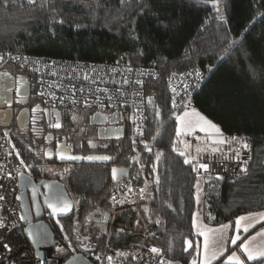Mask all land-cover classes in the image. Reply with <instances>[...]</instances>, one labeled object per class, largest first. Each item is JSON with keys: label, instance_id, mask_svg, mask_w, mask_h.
<instances>
[{"label": "trees", "instance_id": "16d2710c", "mask_svg": "<svg viewBox=\"0 0 264 264\" xmlns=\"http://www.w3.org/2000/svg\"><path fill=\"white\" fill-rule=\"evenodd\" d=\"M218 7L219 12L211 0H0V51L99 66L124 64L157 73L143 84L148 114L143 140L132 139L129 124L122 138L94 149L113 162L78 163L67 174L66 186L78 201V221L66 219L55 231L61 244L66 246L75 236L74 224L84 228L85 216L94 207L112 215L120 210L108 232L93 243L97 251L135 263L145 247L157 245L166 264H191L198 259L197 244L202 248V236L193 223L198 183H203V218L208 225L264 211V0H219ZM194 67L205 79L176 107L171 79ZM14 68L38 85L33 75L15 64L5 70L14 74ZM187 106L218 125L225 139L235 136L250 145L244 174L226 181L201 178L194 173L193 162H184L176 112ZM60 108L75 118L80 114H70L72 110L91 111ZM103 111L121 116L115 110ZM0 134L7 135L2 130ZM9 137L26 164L38 163L17 136ZM210 152L215 151L199 154ZM112 165L129 167L130 177L112 182ZM122 182L142 188V197L131 203L112 201L113 190ZM224 260L225 255L214 264Z\"/></svg>", "mask_w": 264, "mask_h": 264}, {"label": "built area", "instance_id": "2783aa9c", "mask_svg": "<svg viewBox=\"0 0 264 264\" xmlns=\"http://www.w3.org/2000/svg\"><path fill=\"white\" fill-rule=\"evenodd\" d=\"M0 57V73H7L5 67L8 64H15L36 78L39 95L45 105L118 111L121 114L120 123L125 130L131 124L134 132L132 139L135 142L143 140L148 128L143 84L147 79L156 77V70L131 68L124 64L99 66L80 61L21 55L11 51H0ZM204 79L205 75L199 67L174 74L170 82L174 106L178 107L190 99ZM243 142L246 141L243 139ZM247 145L244 148L237 142H231L226 143L223 150L198 154L193 162L194 173L201 178L218 177L223 181L244 174L252 150ZM21 161L10 137L0 134V197H3L0 199V220L4 224L0 227V264H64L63 253L59 249L68 248L57 237L52 257L45 260L37 255L25 236L20 174L27 172L30 165ZM200 164H207V171L200 168ZM142 195V188L135 189L129 182H122L113 190L112 201L131 203ZM153 248L160 249V252H153ZM81 251L94 264H166L164 252L157 245L145 247L135 263L96 249Z\"/></svg>", "mask_w": 264, "mask_h": 264}, {"label": "flooded vegetation", "instance_id": "af4514ba", "mask_svg": "<svg viewBox=\"0 0 264 264\" xmlns=\"http://www.w3.org/2000/svg\"><path fill=\"white\" fill-rule=\"evenodd\" d=\"M0 84L12 89L6 91L4 87H0V130L17 136L27 147L28 152L35 155L38 161L35 164H27L30 167L25 173L30 176V182L25 186L22 196L20 192L22 197L20 202H24L27 208L32 211L33 222H36L38 217H42L54 231L62 228L66 219L77 222V205L72 216L49 219L45 195L36 183V179L60 180L58 174H55V172L54 174L50 173L51 168L75 165L74 163H58L57 154L62 152L64 145L70 149L72 154L84 156L104 154L98 153L94 149L96 147H107L118 140L108 138V135L114 131L112 126H122L120 116L113 111H106V113L91 110L83 118H73L64 108L45 105L35 82L23 73L15 75L2 72L0 73ZM16 87L22 88L20 95H17ZM6 101H11V103L9 104ZM33 109H36V111H33ZM57 122L61 125L59 128L54 126ZM92 145H95V147ZM36 170H40V172L45 170V173H39ZM34 188L35 192L33 191ZM92 211L96 212L88 219V215ZM113 217L114 215L104 208L94 207L89 210V213L85 216L84 228H78L74 224L75 236L66 244L68 249L63 247V251L76 252L79 248L92 247L93 243L103 233L108 232L107 227Z\"/></svg>", "mask_w": 264, "mask_h": 264}, {"label": "snow or ice", "instance_id": "6c2138e0", "mask_svg": "<svg viewBox=\"0 0 264 264\" xmlns=\"http://www.w3.org/2000/svg\"><path fill=\"white\" fill-rule=\"evenodd\" d=\"M211 2L215 10L219 12V7H218L219 0H211ZM220 18L223 19V16H221ZM0 59H2V57H0ZM196 74L199 75V73ZM189 75H191V73ZM0 87H4L6 91L12 90L10 87H7L6 85L0 84ZM15 91L17 95H20L22 93V88L16 87ZM6 102L9 104L11 103V101H6ZM149 102H151V100H149ZM173 104L175 105V101H173ZM33 111H36V109H33ZM157 115H159V112H157ZM176 119L179 122V126L176 129L177 137H179L181 133L185 130H192L198 127L200 131L209 133L210 138L213 136L218 137L219 139L213 140L214 143L222 144V143L237 142L241 144V146L244 148L248 147L247 143L243 142V138L231 137L229 139H225L220 127L215 123H213V121H211L210 119H208L207 117L203 116L201 113L196 111L195 109H192L190 112L185 111L182 116H178L176 117ZM54 126L59 128L61 125L57 122ZM92 146L95 147V145ZM217 150L218 149H213V151H217ZM197 151H200V149H197ZM181 155H184V153H181ZM59 158L69 159V160L82 159V157L79 156H65L63 152L60 153ZM84 158L89 160L111 159L108 156H96V157L89 156ZM158 158H159V154L157 156V159ZM184 162L191 163V161L188 159H186ZM21 163H23V161H21ZM199 167L204 169L205 171H207L208 169L207 164H200ZM117 173L118 170L116 168H113L112 175L114 179L117 178ZM33 191L35 192V188L33 189ZM0 199H3V197H0ZM45 203H47L48 207L52 210L53 214L67 213L71 208V205L66 200H64L63 196L55 191L52 192L51 196L46 197ZM246 221H251V222L247 223ZM261 221H264V213H249L246 216L237 217L234 222L235 234L230 237L231 244L237 245V242L241 240V232L247 233L250 228L254 227L255 224H258ZM193 223L195 226V219ZM3 226H4L3 221L0 220V227ZM230 227H232L231 224L221 225L220 228L218 229H206L200 231L199 235L203 236L204 238L203 245L201 248V246L197 244L198 259L193 258L191 264H214L215 261H218L219 258L223 257L227 249L223 246L217 248L214 246V244L219 240L227 241L229 239L224 235V232L226 229ZM29 235H32V233L30 232ZM260 235H264V229H261L260 232L256 233V236H260ZM254 239L255 237H249L248 239L243 240V242L238 245V251H232L230 255H227L223 264H248V262H255V264H261V262L264 261V244L253 246L251 241ZM186 243L188 245V248L193 247V243L191 241H186ZM5 247L8 246L5 245ZM59 251H63V249H59ZM152 251L158 253L160 252V249L153 248ZM97 259H99V257H97Z\"/></svg>", "mask_w": 264, "mask_h": 264}, {"label": "water", "instance_id": "95a60500", "mask_svg": "<svg viewBox=\"0 0 264 264\" xmlns=\"http://www.w3.org/2000/svg\"><path fill=\"white\" fill-rule=\"evenodd\" d=\"M113 120V119H111ZM114 123V122H112ZM113 127V133L108 135V138H114V139H120L124 136L125 134V128L123 126L119 127ZM146 145H150V143H146ZM63 147V146H62ZM62 152L65 156H79L82 157V159H77V160H69V159H60V154L58 152V163H82V162H89L92 164H106V163H111L113 162V159L111 156L107 154H89V155H80V154H72L70 152V149L64 145ZM61 153V152H60ZM89 156H108L111 159L108 160H97V159H86L84 157H89ZM116 168L118 170L117 173V178L114 179L112 175V169ZM111 171V179L112 182H117L122 179H128L131 174V170L127 166H118V165H112L110 168ZM30 182V176L22 172L20 174V192L22 196V192L27 185V183ZM36 183L38 186L42 189L45 195V200L46 197L51 196L52 192L55 191L59 193L60 195L63 196L64 200H66L70 205L71 208L67 213H56L53 214L52 210L48 207L47 203V212L49 219H57V218H68L73 215L75 211V202L71 197V194L64 182H62L59 179H36ZM20 196V199L22 197ZM21 209H22V217H23V222H24V233L27 239L30 241L32 246L34 247L37 255L45 260L50 259L53 254V249H54V244L56 240V233L54 229L46 222V220H43L42 217H38L36 219V222H33L34 218L32 217L31 213L32 211L27 208L26 204L24 202H21ZM96 211H92L88 215V219L91 218L93 214H95ZM32 233V235H29V233ZM190 241V240H188ZM187 246V243H186ZM188 248V246H187ZM192 248V247H191ZM83 251H93L95 250V247H83ZM62 260H60L61 262ZM64 264H94L91 260H89L85 254L81 252H73L64 262ZM167 264H182L179 261H169Z\"/></svg>", "mask_w": 264, "mask_h": 264}, {"label": "rangeland", "instance_id": "374dc122", "mask_svg": "<svg viewBox=\"0 0 264 264\" xmlns=\"http://www.w3.org/2000/svg\"><path fill=\"white\" fill-rule=\"evenodd\" d=\"M13 72H14L15 75L23 73L22 70L19 69V68H14L13 69ZM192 109H195V107H193V106H187V107L183 108L182 110L176 112V117L182 116L185 111H189L190 112ZM195 110L198 111L197 109H195ZM79 112L80 111H77V109L72 110L71 113L69 111L70 114H80L79 119L80 118H83L84 116H86V114L89 113L88 111H84V110H81L80 113ZM178 126H179V122H178ZM5 132L9 136L12 135V134H10L7 131H5ZM180 137L182 138L183 144L185 146L183 152L186 154L187 159L190 160L191 162H194L195 161L196 156L199 154V152L204 151V150H207V148H209V146L207 145V143H208L209 140L210 141H213L214 139H219L218 137H215V136H213V137L210 138L209 133L200 131V129L198 127L194 128L192 130H185V131H183L181 133ZM215 144H218V145L220 144L221 145V143H215ZM197 149H200V151H197ZM72 168H73V166H71V165H65L63 168H60V167H52L50 173H53L54 174V172H55V174H58L60 180L62 182H64V184H66L67 174L69 173V171ZM144 196L147 197L148 194L147 195L145 194ZM71 197L76 202V205L78 206V201L75 199V197L73 195H71ZM196 202H197L196 203V211L194 213V219H195L194 229H195L196 234L199 235V232L200 231H203V230H206V229H218V228H220L221 225L211 226V225H208L204 221V218H203V183H198V187H197V200H196ZM119 212H120V210H117V212H115L114 216H116ZM254 213H264V211L254 212ZM248 214L249 213H247L245 215L243 214V215H240V216H246ZM235 220L233 221V226L230 227V228H228V229H226L225 232H224V235L226 237H228L229 239L227 241L219 240V241H217L214 244V246L217 247V248L223 246V247H225L227 249V251L224 254L225 256L230 255L232 251H235V250H233V248H234L235 245H232L231 242H230V237L235 234V226H234ZM246 222L247 223H250L251 221H246ZM262 223H264V221H261L260 223L255 224V226L252 227V228H250L247 233L241 232V240L238 241L237 243L240 244V243L243 242V240H246L249 237H255V239L251 241V243H252L253 246H257V245L264 244V235L256 236V233L260 232L261 229H264V226L260 227V225ZM229 224L232 225V222H230L228 224H224V225H229ZM254 228H256V229L254 231H252ZM246 234H248V235H246ZM203 239L204 238L202 236L201 245H203ZM239 244H237V245H239ZM188 249H191V248H188ZM61 253H65V252L64 251H61ZM248 264H251V263L249 262ZM263 264H264V262H263Z\"/></svg>", "mask_w": 264, "mask_h": 264}, {"label": "crops", "instance_id": "0c3cea01", "mask_svg": "<svg viewBox=\"0 0 264 264\" xmlns=\"http://www.w3.org/2000/svg\"><path fill=\"white\" fill-rule=\"evenodd\" d=\"M224 135V134H223ZM224 138H225V135H224ZM225 143H222L221 145L219 144H215L213 141H208V143H207V145L209 146V148H207V150L208 149H211V150H213V149H221L222 147H223V145H224ZM253 213V212H252ZM245 215V214H244ZM235 220V219H234ZM234 220H232V221H230V222H232V226H233V221ZM230 222H227V223H225V224H228V223H230ZM224 225V224H223ZM234 226H235V223H234ZM246 235H248V234H246ZM237 244H239V243H237ZM188 246V245H187ZM236 246H238V245H235L234 246V248H233V250H237L238 251V248L237 249H235V247ZM231 249V248H230ZM225 257H227V256H225ZM243 258V257H242ZM226 259V258H225ZM249 263V262H248Z\"/></svg>", "mask_w": 264, "mask_h": 264}]
</instances>
